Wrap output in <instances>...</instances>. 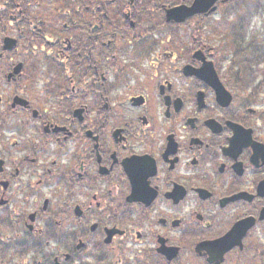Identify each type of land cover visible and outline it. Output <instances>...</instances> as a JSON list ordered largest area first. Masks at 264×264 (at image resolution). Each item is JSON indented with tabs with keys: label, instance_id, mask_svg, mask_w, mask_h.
<instances>
[{
	"label": "flooded vegetation",
	"instance_id": "af4514ba",
	"mask_svg": "<svg viewBox=\"0 0 264 264\" xmlns=\"http://www.w3.org/2000/svg\"><path fill=\"white\" fill-rule=\"evenodd\" d=\"M263 11L0 0V264H264Z\"/></svg>",
	"mask_w": 264,
	"mask_h": 264
},
{
	"label": "rangeland",
	"instance_id": "374dc122",
	"mask_svg": "<svg viewBox=\"0 0 264 264\" xmlns=\"http://www.w3.org/2000/svg\"><path fill=\"white\" fill-rule=\"evenodd\" d=\"M262 14L264 15V11L259 13V15H262ZM222 68H224V69H225V67H224V66H223ZM221 72H223V73H224V72H225V70H223V69H222V70H221Z\"/></svg>",
	"mask_w": 264,
	"mask_h": 264
}]
</instances>
